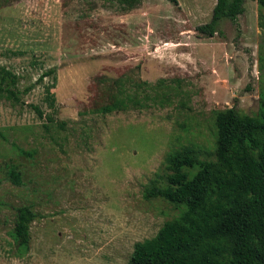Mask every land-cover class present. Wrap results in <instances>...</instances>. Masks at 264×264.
I'll return each mask as SVG.
<instances>
[{"label": "rangeland", "instance_id": "374dc122", "mask_svg": "<svg viewBox=\"0 0 264 264\" xmlns=\"http://www.w3.org/2000/svg\"><path fill=\"white\" fill-rule=\"evenodd\" d=\"M176 1L0 0V65L17 77L0 96V264H125L180 212L145 196L166 184V156L187 146L212 161L215 112H255L264 9L244 0L201 37L214 0ZM20 205L34 215L25 249Z\"/></svg>", "mask_w": 264, "mask_h": 264}, {"label": "trees", "instance_id": "16d2710c", "mask_svg": "<svg viewBox=\"0 0 264 264\" xmlns=\"http://www.w3.org/2000/svg\"><path fill=\"white\" fill-rule=\"evenodd\" d=\"M109 1L119 12L140 2ZM243 1L214 0L208 21L195 26L196 34L218 33L221 20L235 21L242 13ZM255 3L264 9V0ZM16 81V75L0 65V96L7 92L12 97L9 87ZM45 92L51 99L48 87ZM33 108L41 117V111ZM118 108L115 101L99 109L105 113ZM213 125L214 160L200 159L191 147L182 146L165 158L166 184L145 189V196H159L180 212L164 221L152 237L134 243L125 264H264V86L254 113H242L232 104L215 112ZM11 173L17 181V173ZM33 216L27 205L14 208L18 248H27Z\"/></svg>", "mask_w": 264, "mask_h": 264}]
</instances>
